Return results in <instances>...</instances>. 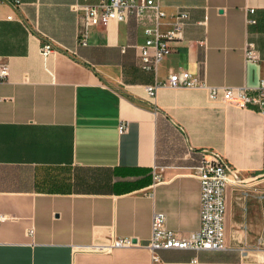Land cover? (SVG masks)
<instances>
[{"label": "crops", "instance_id": "0c3cea01", "mask_svg": "<svg viewBox=\"0 0 264 264\" xmlns=\"http://www.w3.org/2000/svg\"><path fill=\"white\" fill-rule=\"evenodd\" d=\"M95 2L0 0V264H264V105L212 103L202 89L161 86L153 99L145 91L181 70L208 85L258 86L264 0H158L162 34L185 17L151 73L140 66L145 35L132 16L89 27L78 45L72 5ZM49 39L55 48L44 57ZM246 41L257 61L244 60ZM201 149L234 169L226 246L152 250L154 211L179 235L199 228ZM116 236L134 244L110 246Z\"/></svg>", "mask_w": 264, "mask_h": 264}, {"label": "built area", "instance_id": "2783aa9c", "mask_svg": "<svg viewBox=\"0 0 264 264\" xmlns=\"http://www.w3.org/2000/svg\"><path fill=\"white\" fill-rule=\"evenodd\" d=\"M72 8L80 12L81 25L77 30L78 45L88 43V28L104 25L110 20L127 21L134 17L143 24L145 39L137 46L141 68L146 72H154L157 64L171 51L170 40L178 39L182 34V20L184 13L177 15L172 28L162 34L158 25L164 16L158 0H98L96 3H77ZM255 9H247V22L255 23L253 18ZM53 40L42 41L40 53L45 57L53 49ZM246 62L257 61L258 54L252 41H246L243 50ZM6 69L0 70V76L6 75ZM161 86L170 88L202 89L206 92L208 101L223 105H233L243 108L261 110L264 105V80L256 87L242 86H213L205 80H200L187 70L172 72L163 82L155 81L145 86L148 98H155ZM124 124H120L122 130ZM200 160L194 166L199 181V218L200 225L194 237L179 235L167 228L166 215L154 211L150 221V235L147 246L157 249H191L218 251L225 248L224 226L226 219L225 187L230 179L233 167L219 154L208 149H201ZM133 237L116 236L110 246L126 247L133 243Z\"/></svg>", "mask_w": 264, "mask_h": 264}, {"label": "rangeland", "instance_id": "374dc122", "mask_svg": "<svg viewBox=\"0 0 264 264\" xmlns=\"http://www.w3.org/2000/svg\"><path fill=\"white\" fill-rule=\"evenodd\" d=\"M169 143H167V146H169V153L170 154H174L175 152H176V147H170V146H172L173 144H171V138L169 139ZM178 156H180L179 154H178ZM170 161H172V162H179V161H183V160H181L180 158H177V159H172V160H170ZM264 177V176H263ZM253 262H255V261H253Z\"/></svg>", "mask_w": 264, "mask_h": 264}, {"label": "trees", "instance_id": "16d2710c", "mask_svg": "<svg viewBox=\"0 0 264 264\" xmlns=\"http://www.w3.org/2000/svg\"><path fill=\"white\" fill-rule=\"evenodd\" d=\"M87 1V0H86ZM98 1V0H97ZM96 3V2H95ZM146 72V71H145ZM148 73H151V72H148ZM256 110H259V109H256Z\"/></svg>", "mask_w": 264, "mask_h": 264}]
</instances>
